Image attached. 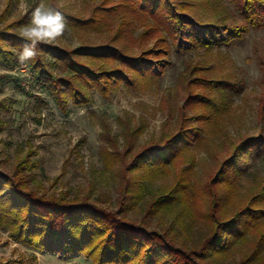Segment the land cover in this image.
Wrapping results in <instances>:
<instances>
[{"label": "rangeland", "instance_id": "1", "mask_svg": "<svg viewBox=\"0 0 264 264\" xmlns=\"http://www.w3.org/2000/svg\"><path fill=\"white\" fill-rule=\"evenodd\" d=\"M35 2L38 0H0V17L6 15L0 28L26 17ZM93 4L91 0L60 1L71 14L85 17L90 16ZM198 7L197 12L205 19L247 25L238 20L234 6L226 2L199 1ZM110 29L74 30L43 2L36 19L19 30L35 40L74 50L81 45L107 43L118 26ZM13 31L18 33L17 27ZM172 58L175 67H168L164 75L129 79L108 97L90 90L88 104L76 105L69 100L64 109L47 87L32 88L28 69L9 72L0 66V75L11 73L22 78L27 92H33L27 96L13 82L2 83L0 101L7 99L13 112L0 114V121L6 124L0 132V170L12 174L17 164L31 155L37 168L25 172L30 188L48 196L65 193L72 200L90 198L115 210L121 204L129 176L143 179L145 200L127 214L134 223L141 222L150 203L168 193L178 180L185 179V194L178 196L183 197L185 204L182 198L171 203L175 210L168 218L178 215L179 236L190 242L201 241L213 231L203 212V203L208 200L207 185L213 180L223 182L216 189L223 192L224 205L229 207L224 220L254 205L255 196L256 208L264 209V142L260 141L254 150H243L246 155L237 154V167L244 169L247 164L249 169L247 166L242 174L231 178L228 175L225 181L218 178L242 143L254 137L264 138V28H251L243 39L231 45L197 46L188 52L184 62L174 55ZM195 67L191 74L195 82L190 86L185 75ZM197 94L209 98V102L196 99ZM37 96L47 106L40 107ZM179 135L188 136L189 144L179 140V147L185 148L169 168L151 170V174L144 167L128 174L126 167L144 150L164 145ZM248 154L254 157L250 160ZM157 221L158 217L152 224ZM245 222L246 216L241 221L243 226ZM258 226L236 241L235 249L244 251L251 262L258 261L254 264H264V243L254 255V246L261 238L258 231L264 232V221ZM185 227H191V232ZM244 256L236 253L235 262H241ZM0 264L93 262L84 256L68 258L37 252L15 242L0 229Z\"/></svg>", "mask_w": 264, "mask_h": 264}, {"label": "trees", "instance_id": "2", "mask_svg": "<svg viewBox=\"0 0 264 264\" xmlns=\"http://www.w3.org/2000/svg\"><path fill=\"white\" fill-rule=\"evenodd\" d=\"M60 1L38 0L26 17L0 28V66L9 72L28 69L32 88L47 87L63 109L69 100L76 105L88 104L90 90L108 97L114 88L129 79L135 81L164 75L168 67H175L173 55L184 62L188 52L197 46L231 45L243 39L251 28H264V0H216L234 6L238 20L246 22L244 26L205 19L201 12H197L198 4L199 1L211 0H91L94 4L89 17L71 14L60 5ZM43 2L58 19L74 30L107 31L114 25L118 30L107 43L81 45L74 50L23 35L19 29L36 19ZM5 16H1L0 21H4ZM16 27L18 33L13 31ZM187 68L189 70L190 66ZM196 68L185 75L190 86L193 84L191 74ZM5 80L13 82L22 94L33 95L22 85L23 79L11 73L0 75V92ZM37 98L40 107L47 106L40 96ZM195 98L209 102L205 96L197 94ZM3 112H13V106L7 104V99L0 101V114ZM5 127L6 124L0 121V132ZM179 140L189 144L188 136L179 135L164 145L148 148L134 159L128 169L126 167V171L132 174L138 169L144 170V167L153 172L169 168L185 148L179 147ZM260 141L264 142V138L254 137L242 143L221 169L218 178L225 181L228 175L231 178L242 174L248 165L244 169L237 167V154L242 152L246 155L243 150H254ZM247 156L250 160L254 157L252 154ZM30 157L27 155L21 160L12 174L0 170V229L29 249L68 258L84 256L93 264L258 262H251V257L244 256V251L235 249L236 241L247 237L252 228L259 227V223L264 221V209L256 208L258 196L254 198V205L224 220L229 207L224 205L223 192L216 189L223 182L214 183L213 180L207 185L208 200L203 203L205 217L211 222L209 230L213 231L201 241L190 242L179 236L178 215L168 218L175 210L171 203L182 198L181 202L185 204L183 197H178L183 192L185 194V179L178 180L168 193L150 203L145 217L134 223L127 214L135 211L145 200L143 179L128 177L129 182L122 191L123 199L115 210L90 198L72 200L65 193L48 196L30 188L25 172L37 168ZM245 216L246 225L243 226L241 221ZM157 217L156 224H152ZM185 230L190 233L192 228L185 227ZM258 232L261 238L254 246V255L264 243V232ZM236 253L244 256L239 263L235 262Z\"/></svg>", "mask_w": 264, "mask_h": 264}]
</instances>
